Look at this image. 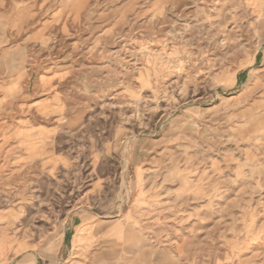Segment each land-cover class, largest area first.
<instances>
[{
  "label": "rangeland",
  "instance_id": "374dc122",
  "mask_svg": "<svg viewBox=\"0 0 264 264\" xmlns=\"http://www.w3.org/2000/svg\"><path fill=\"white\" fill-rule=\"evenodd\" d=\"M0 264H264V0H0Z\"/></svg>",
  "mask_w": 264,
  "mask_h": 264
}]
</instances>
